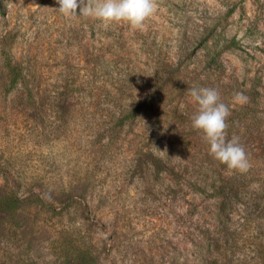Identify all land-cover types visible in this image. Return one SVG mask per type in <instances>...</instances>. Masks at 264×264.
Segmentation results:
<instances>
[{"label":"rangeland","instance_id":"rangeland-1","mask_svg":"<svg viewBox=\"0 0 264 264\" xmlns=\"http://www.w3.org/2000/svg\"><path fill=\"white\" fill-rule=\"evenodd\" d=\"M155 4L140 31L0 0V195L23 202L0 264H264V0ZM191 87L218 89L251 165L225 224Z\"/></svg>","mask_w":264,"mask_h":264},{"label":"clouds","instance_id":"clouds-1","mask_svg":"<svg viewBox=\"0 0 264 264\" xmlns=\"http://www.w3.org/2000/svg\"><path fill=\"white\" fill-rule=\"evenodd\" d=\"M56 3L59 5L58 10L65 16L77 15L79 7L80 16L98 20L104 26L125 23L130 29L140 31L144 30L146 20L156 9L155 0H56ZM187 92L190 102L197 106V112L191 118V127L203 134L209 155L230 171L247 173L251 165L239 138L226 137V121L230 110L221 101L218 89L191 87ZM245 99L237 93L233 102L243 103Z\"/></svg>","mask_w":264,"mask_h":264},{"label":"trees","instance_id":"trees-1","mask_svg":"<svg viewBox=\"0 0 264 264\" xmlns=\"http://www.w3.org/2000/svg\"><path fill=\"white\" fill-rule=\"evenodd\" d=\"M236 47V42L232 41L226 46V49ZM7 68L9 69V74L11 76V89H13L16 85H18L23 71L17 66H13L11 63L7 64ZM142 106H144V104H140L129 114L123 116H132V118H134L136 111H138L140 109L139 107ZM128 119H131V117H124L121 120L120 127H122L128 121ZM235 176L236 172L234 170L230 171L229 176L223 180L222 185L216 187L215 190H213V194L219 199L218 217L221 224H225V221L229 218L232 207L237 203V196L241 187L239 186L240 184L236 182ZM22 206L23 202L18 197L7 193L0 195V232L6 227H9L10 230L17 229L19 212L21 211ZM80 257L82 261L81 264H94L93 260L91 257L89 258L88 255L83 253L80 255Z\"/></svg>","mask_w":264,"mask_h":264}]
</instances>
